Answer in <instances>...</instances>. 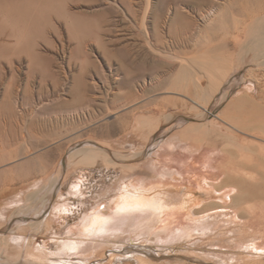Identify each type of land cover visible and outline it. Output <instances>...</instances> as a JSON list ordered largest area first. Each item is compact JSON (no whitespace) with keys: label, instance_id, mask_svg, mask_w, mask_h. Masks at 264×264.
Segmentation results:
<instances>
[{"label":"rangeland","instance_id":"1","mask_svg":"<svg viewBox=\"0 0 264 264\" xmlns=\"http://www.w3.org/2000/svg\"><path fill=\"white\" fill-rule=\"evenodd\" d=\"M173 1L152 0L148 22L158 12L166 20V31L173 12L182 10ZM263 1L222 0L223 4L219 0L230 9L226 30H217L220 23L207 27L209 22H201L197 45L173 47L169 50L173 63L152 58L148 60L152 70L132 75L128 72L132 53L144 58L149 50L141 30L148 0H0V209L6 215L0 221V264H39L17 256L20 251L33 250L30 242L35 244L42 236L49 240L50 251L59 252V242L78 233L85 215L97 211L104 223L120 227L115 232L122 233L99 239L84 237L83 252L67 264H139V256L149 264H264V251L252 237L257 235L264 247V66L246 60L238 64L249 44L239 45L262 25L249 17L264 8ZM179 35L174 37L186 38ZM159 46L164 49L166 44ZM117 48L128 50L116 53V59ZM203 57L223 67L211 82L230 86L225 96L223 92L209 103L206 100L209 111L190 101L205 106L203 93L192 79L176 78L182 67L180 59L189 65L188 61ZM121 66L124 70H119ZM128 82L133 85H121ZM174 123L177 125L168 129ZM137 137L146 145L138 143L136 148ZM171 137L194 144L200 151L217 139L221 150L215 170L218 179L201 181L211 195L199 191L201 205L191 206L186 213L195 230L190 237L178 238L180 227L164 235L157 228L146 235V222L138 230L135 221L118 225V204L106 206L118 198L121 182L126 181L123 186L131 182L123 175L135 170L130 173L120 164L115 151L123 157L136 148L144 153L145 161L158 144ZM87 147L98 150L85 163L78 158L69 162L71 152ZM131 164L136 168L138 162L134 159ZM75 184L81 185L80 191L72 189ZM225 184L236 188L221 190ZM55 186L56 194L45 200ZM241 193L247 198L234 206L233 198ZM54 198L53 204L66 201L70 212L52 215L49 202ZM16 199L25 203L9 208L8 203ZM48 203V210L40 213ZM254 210L258 211L256 217H252ZM223 211L234 215L237 222L228 224L223 216L215 217ZM106 213H114V218ZM43 218L48 221L41 227L33 224ZM245 224L252 228L247 235L235 232ZM3 234L24 235L30 246L9 244V236L5 239Z\"/></svg>","mask_w":264,"mask_h":264},{"label":"bare ground","instance_id":"2","mask_svg":"<svg viewBox=\"0 0 264 264\" xmlns=\"http://www.w3.org/2000/svg\"><path fill=\"white\" fill-rule=\"evenodd\" d=\"M221 2H222V0H221ZM221 2H219V0H174L172 2V5H179L182 8V10H176L175 12H173L171 24H170V26L167 27V30H168V32H167V30L165 31V28L167 26L166 20H163L162 16L160 14H158V12L153 13L154 14V21L152 23L148 22V19H149L148 12H149L150 6L152 5V0H148V6L144 12L143 17L141 18V27H142L141 30H142L143 35H144L145 47L149 50H146L144 52V58H146V59H144L143 56H141V57L136 56L135 57L134 54L132 53L131 64H130L132 69L129 70L128 72L131 73L132 75H136V74L142 75L146 70H148V69L152 70L149 68V61H148V60L151 61L152 58H153V61H155V62H165V61L169 62V61H171L173 63L174 60H173V57L171 56L172 54L170 53L169 50H171V49H173V47L179 46L181 44L186 45L188 47H189L190 43H193V45H197V42H198V40H200L201 36H199L196 31L198 29L200 31H202L200 29L201 25H202L201 22L205 21L206 24L209 22L207 24V27L213 26L214 23H220V27L217 30H219V31L226 30V28H227L226 26L228 24V20L226 18V15H227L226 13L230 9L228 7H226L225 5H223L224 4L223 2H222L223 4ZM263 2H262V4H263ZM226 3H227V0H226ZM263 6H264V4H263ZM192 8H193V11H195V10L196 11L191 12ZM183 9H184V11L186 10L187 12H182ZM189 9H191V10H189ZM169 10H171V9H169ZM256 11L258 12V10H256ZM195 13H197V17L194 15ZM254 13L255 14L251 13L252 15H250V17H249L250 21H252V23L262 22V25H261L259 31L258 32L256 31L253 34L254 36H247V39L245 40V42H243L240 45L238 44L239 46L246 45L245 43L249 44V46L245 47L244 49L242 48L243 49L242 51H243L245 58L242 59V61L239 62L238 64H241L242 62H244V60H246L245 62H247V61L248 62H255L259 66H264V8L261 7V11H259V13H256V12H254ZM115 27H117V26L115 25ZM162 27L164 29H161ZM113 31L114 30L112 29V32ZM177 31L179 33H176ZM250 32H251L250 30L247 31V34ZM175 34H180L179 36L185 34L186 38L176 39L174 37ZM171 38L174 40H172ZM207 39L209 42H213V41H211V40H213V37L211 35H208ZM163 43L166 44V47L164 49H161L159 45L163 44ZM237 43H234V44H236V48L239 47L237 45ZM122 50L125 51L128 49H121L120 50L117 48L115 50V53H113V56L117 59L118 57H117L116 53H118ZM209 55L210 54L205 53L204 56H209ZM113 61H114V59L112 61H109V64H111L110 62H113ZM175 62H176V60H175ZM188 62H190L189 63L190 66L187 63L184 64V61H182V59H180V63H182V67L180 68V71L177 74L176 78L179 79L181 77L182 81H184L187 78H191L192 81L195 83L196 87H198L202 91L204 99H205V102L202 99L204 104L206 103V100L209 103L210 99H214L220 93L224 92L223 95L225 96V94L230 89V86L222 85L219 83L213 84L210 80V78L212 79L213 76H217L221 72V70H223V67L221 65L214 62L213 59L208 58V57H203V58L193 60V61H188ZM124 66H121L119 68V70H124L123 69ZM198 66H200L201 69H204V71H198V68H199V70H201L200 67H198ZM238 69L240 71V68H238ZM109 71L111 74L115 73L114 71H112V68H110ZM116 71H118V69H116ZM204 76L207 77L206 80H205ZM104 80H105V77H104ZM132 80H133V77H132ZM187 81L189 82V79H187ZM105 82H108L107 78H106ZM201 82H203V84H205V86H203ZM110 83L108 82V85ZM123 84H128L131 86L133 85V83H131V82L130 83L129 82L128 83H121V85H123ZM110 89H112V88H110ZM250 90H251V88H249V92H250ZM184 97L187 98L186 100L188 101V97L185 95H184ZM114 98L116 99L117 97L114 96ZM221 98H223V97H221ZM199 100H201V99L199 98ZM202 100H201V103H202ZM184 101H185V99H184ZM190 101H193V103L198 104L196 106H200L202 109L205 108L206 110L209 111V108H208V106H206V104H205V106H202L199 104V101L196 102L193 99L192 100L190 99ZM208 103H207V105H208ZM114 113H116V112L114 111ZM108 115H110V114L108 113ZM175 125H177V124H175V123L172 124L168 129H171ZM163 134H164V132H163ZM171 138H173V137H171ZM181 140H179L178 138L167 139L163 143L158 144L157 145L158 149L151 155L150 158H148V160H145L146 162L143 160L145 158L144 153L142 151H139V149H136L139 145L138 143H143L146 145V142H142V140H140L139 137H137L136 140H134L137 143L136 148L131 153H128V155H124L123 157H121L122 154L118 151H115L117 159H119L120 161L123 162L120 164L124 165V167L127 168L128 171H130V173L132 172V169L135 170V173L130 174V175H126V173L124 172L125 175H123V176L125 178L129 177L128 179L131 182L127 185H124V186H123V184H125L126 181L121 182L119 185L120 191H119L118 198L106 206V207H112L113 203L118 204L116 213L118 214L117 216H119V217L116 219L115 223L120 222L118 225H121V224L127 225V224L135 221L136 227L138 230V229H143V227H144L143 223L146 222V226L149 224L148 228L144 229V231L146 230V232H145L146 235H149L150 232L154 231L157 228H162L160 230V235H164L166 232L171 231L172 229H174L176 227H178V228L180 227L181 229L180 228L179 229H180L181 233H180V236H178V238L191 236V231L195 230V227L192 224L193 219L191 218V216L189 214L186 215V213L190 212L191 206L193 207V205H196V206L201 205L202 202L198 200L199 198H202L198 194L199 191H203L204 193L207 192L206 193L207 195H205L206 197L211 195V194H209L207 187H205L204 185L201 184V181L204 180L206 183H208V181H211V182L214 181L215 182L218 179V175L216 174L215 170H217V168H219V162L221 159V150L219 148L217 139H213L214 141L212 142V144L208 143L209 145L208 146L206 145V147H204L202 149V151L198 150V147L194 144L193 145H189L186 143L182 144ZM219 140L223 141L222 139H219ZM188 142H189V140H188ZM220 143L222 144V142H220ZM97 150L98 149L88 148V147L82 148V149L77 150V151L74 150L70 154L71 157H70L69 162L72 163L76 158L80 159L81 162L84 159L87 160V158H88L87 156L88 155L91 156L92 153H94V152L96 153ZM134 159L136 160V162H138V164L136 165L138 168L132 167L131 162ZM142 161H144V162H142ZM83 162L85 163V161H83ZM140 163H143V164L141 165ZM58 181H59V175L56 178L54 185ZM185 185H187L189 187L186 191L183 190L184 189L183 187ZM128 187H131L132 190H129ZM224 188H236V187L233 186L232 184H225L224 187H221V190ZM72 189L80 191L81 185L79 186V185L75 184V185H73ZM57 190H58V188L55 186L52 189L53 194L48 195L47 196L48 198H46V196H45L44 197V198H46L45 200H49V196L52 198L53 195L56 194ZM36 191L37 190H35L34 192H36ZM44 191H46V190L44 189ZM224 193H229V190H226ZM28 194H31V193H28ZM133 196H138L140 198V203H142L144 205H150V207L145 208L143 210H139V211H125V212L118 211L119 208H121L126 202H128V198L133 197ZM247 196L248 195H243L242 193L238 194L237 196H235L233 198L234 199L233 205L235 206L238 202L244 201L247 198ZM27 198H28V195H27ZM22 200L21 199L13 200L10 203H8V205L11 208L12 207L19 208L18 205L20 202L25 203V201H22ZM45 200H43V201H45ZM54 200H55V198L49 202V203H51L50 206L52 207L51 208V214L52 215H61L62 216V214L70 212V210H71L69 207L70 205L68 203H66V201L61 202L60 200H57L53 204ZM49 203L46 205H43L41 207L40 213H43L45 210H48L47 207H48ZM26 205H24V206H26ZM101 214H102L101 211H97L95 213H90V214L85 215V217L82 221V224H81V228L79 229V232L76 234H72L71 236H69V237L63 239L61 242H59V244H58L59 252L54 253V252L50 251V248L48 246L49 240L47 238H44V236H42L43 237L42 239H35V241H36L35 244L33 243L32 239H31L32 242H30V243L33 245V250L29 249L30 251L26 250L25 252L20 251V253L17 257L21 258L23 255L24 260H28L30 258L39 264H67V262H71L72 261L71 258H73L74 255H78V254L83 252L82 251V247H83L82 245L84 244V241H82L81 239H83L84 237L96 236L95 238L99 239L100 237H104L107 234L115 235L117 237V236H119V234L122 233V231L118 232V233L115 232V231L119 230L120 227L119 228L118 227L112 228V226H109V224H108V223H110L109 221H108V223H104L105 220L101 217ZM112 214H114V213H112ZM112 214L106 213L107 217H112L111 216ZM104 215H105V213H104ZM257 215H258V211L254 210L252 212V217H256ZM5 216L6 215L4 213V210L0 209V221H4ZM17 216L19 218V215H17ZM39 216H38V218H41ZM219 216H223L224 218H226V221L228 224L237 222L236 217L234 215H232L231 213L223 211V212H219L218 215H215V217H219ZM33 217H34V215H33ZM46 218L45 219L43 218V220H41V221L37 220L33 224H35V225L37 224L39 227H41V225H43L45 222L48 221ZM113 218H114V216L112 218H109V219H113ZM239 218L241 220H244L242 216H240ZM14 219H15V217H14ZM21 223H22L21 225L24 224L22 221H21ZM239 225L241 226V224H239ZM27 226H28V224H27ZM124 227H126V226H124ZM33 229H32V231H33ZM249 229L252 230V228L250 226H247L245 224V227H243V228L240 227L239 230H236L235 232H242L243 234L247 235L248 234L247 232H249ZM111 230H112V232L108 233V231H111ZM34 235H36V234H34ZM74 235H76L77 237H75ZM3 236L5 237V239L9 236L8 237V243L13 244L16 247L24 245V244H26V245L29 244V246H30V243L28 242L29 238L27 239L26 237H23L24 235L23 236L18 235V236L13 237V236H10V234H8V236H6V234L5 235L3 234ZM30 236H32V235H30ZM175 237H177V236H174V239H175ZM252 237H254L253 239L255 241H257V243L259 242L258 246L260 248H262L264 251V247H262L263 245L261 244L259 237L257 235H253ZM99 246H101V245H96V247H99ZM13 247L10 249L15 248V247L14 248ZM96 247H94V248H96ZM22 249H23V246H22ZM17 250H19V249H17ZM141 251H142V249H141ZM3 254H1V256ZM65 255H69L70 259H66ZM86 259H87V257H85V256L83 258H81V260L84 261L83 263H85ZM149 259H150V257H149ZM260 259L261 258H259L258 260H260ZM32 260H31V262H32ZM155 260H157V259H155ZM138 262H139V264H149L150 263L147 261V259L140 257V256L138 257Z\"/></svg>","mask_w":264,"mask_h":264},{"label":"snow or ice","instance_id":"3","mask_svg":"<svg viewBox=\"0 0 264 264\" xmlns=\"http://www.w3.org/2000/svg\"><path fill=\"white\" fill-rule=\"evenodd\" d=\"M148 207H150V205H144L140 203V198L138 196H133L128 198V202H126L121 208H119L118 211H139Z\"/></svg>","mask_w":264,"mask_h":264},{"label":"crops","instance_id":"4","mask_svg":"<svg viewBox=\"0 0 264 264\" xmlns=\"http://www.w3.org/2000/svg\"><path fill=\"white\" fill-rule=\"evenodd\" d=\"M196 144V143H195ZM9 208H11L10 206H9ZM13 208V207H12Z\"/></svg>","mask_w":264,"mask_h":264}]
</instances>
